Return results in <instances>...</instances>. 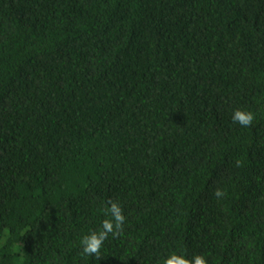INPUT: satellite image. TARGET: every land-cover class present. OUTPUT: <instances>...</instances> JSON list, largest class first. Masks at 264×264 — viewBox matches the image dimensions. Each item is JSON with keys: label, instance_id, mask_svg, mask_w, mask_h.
<instances>
[{"label": "trees", "instance_id": "obj_1", "mask_svg": "<svg viewBox=\"0 0 264 264\" xmlns=\"http://www.w3.org/2000/svg\"><path fill=\"white\" fill-rule=\"evenodd\" d=\"M173 252L264 264V0H0V264Z\"/></svg>", "mask_w": 264, "mask_h": 264}, {"label": "clouds", "instance_id": "obj_2", "mask_svg": "<svg viewBox=\"0 0 264 264\" xmlns=\"http://www.w3.org/2000/svg\"><path fill=\"white\" fill-rule=\"evenodd\" d=\"M255 119V114L251 111L236 109L233 112L232 120L234 123L239 124L241 127H250ZM217 197H222L225 193L217 189L215 192ZM110 207L106 211V215L110 218H106L102 222L100 230L93 231L88 235H84L80 241L82 246V255L95 257L99 261L101 256V249L104 246V242L112 237H119L124 231V223L126 217L124 215L122 206L116 201H110ZM163 264H208L206 258L203 255H196L192 258H187L185 255L173 252L163 262Z\"/></svg>", "mask_w": 264, "mask_h": 264}]
</instances>
